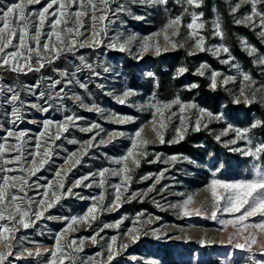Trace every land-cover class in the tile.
<instances>
[{
    "label": "rangeland",
    "instance_id": "rangeland-1",
    "mask_svg": "<svg viewBox=\"0 0 264 264\" xmlns=\"http://www.w3.org/2000/svg\"><path fill=\"white\" fill-rule=\"evenodd\" d=\"M221 1L229 17L231 35L224 30V20L220 10L212 5L206 12L203 0L199 8L187 6L184 0H168L167 5L149 3L148 0H115L111 4V9L115 11L123 5L124 10L116 12L115 15L109 13L111 22H106V34L101 36L103 40L101 45L94 48H80L74 55H61L54 63L46 65L39 72H33L31 76H27L30 73L27 75L15 73L18 77L9 79L4 74L8 70L0 69V82L13 84L19 90L22 85H33L37 81H43V86L37 91H46L50 82L47 78L60 79L59 73L53 69L67 70L69 73L75 71L74 65L80 63L77 56H84L93 66L92 70L82 67L76 76V80L87 85L86 89L80 88L76 80L67 87H65L66 81L62 82L54 91L65 87V92L61 94L65 96L63 101H50L53 107L47 113L25 108L22 112L23 118L14 126L16 131L27 132L26 150L35 151L36 137L43 131V120L63 122L67 115L81 117L76 126L61 133L60 140L53 138L49 141L48 146L52 148L53 155L40 171L29 177V183L32 185L31 188L26 189L29 197L37 200L41 198L40 193H43L44 189H37L36 185L51 183L52 188L49 189V193L53 190L61 193L60 182H63L66 191L78 178L85 175L90 178L81 186L73 188L74 195L62 196L45 212L44 218L35 221L28 229L19 228L16 236L23 238L21 242L23 247L34 253L39 248L42 255L30 257L25 252L19 259L15 255L9 256L5 264H45L49 259L48 250H55L57 234L66 237L61 240L65 250L71 251L66 245L72 240L77 242L74 248H82L71 253L75 257V264H257L258 261L264 264V256L259 255L261 248L264 247V233L252 229L246 230L243 236H248L251 232L256 237L257 243L252 246L251 251L238 249L235 245L243 244L245 240L232 224L222 226L207 218L210 213L196 215L191 212L190 215H185L180 208L189 196L193 198L189 209L201 207L202 202H211L209 186L212 179L225 182L251 179L254 172L253 165H264V154L256 160L234 150L251 147L244 140L231 143L236 136L234 129L248 128L260 119L253 112L234 114L224 104H219L216 110H212L202 97L193 91L192 85L195 84L186 82L174 84L184 74L178 71L180 68L185 69L182 66L171 70L170 90L160 93L157 90L156 76L146 68V65H140L147 56L182 50L190 57L194 74L206 79L211 89L212 73H218L217 87L224 88L234 105L256 103L264 106V64L257 63L259 58H264V35H261L264 30L259 26L258 17L255 18L256 27L244 21V17L251 12L253 2L256 3L258 11H264V0ZM12 2L14 0H0V7ZM47 3L48 0H41L38 4L26 5V11L37 13ZM185 7L189 8V13H203L204 27L197 30L196 38L204 37V51L197 48L194 39L188 35L191 30L186 25L191 21V15L184 12ZM233 8H236L235 12L232 11ZM177 15L182 16L184 26L179 28V35L175 36L174 29L167 28V35L171 37L172 43H166L163 30L169 19ZM216 22L220 24L222 37L214 35ZM48 30L45 27L44 31ZM41 39L43 40L44 37ZM244 42H247V47ZM113 43L116 45L115 48L110 47ZM145 43L150 45L147 51L143 50ZM156 44L160 47L159 54L155 49ZM120 45H124V51L119 50ZM223 47H227L229 52L217 53L216 49ZM250 49L255 50L251 55ZM229 57L230 61L224 63ZM202 65L206 66L203 75L200 74ZM105 68L108 71H105ZM93 72L99 75L93 76ZM245 73L252 78L253 83L250 85L243 81L242 74ZM228 77L233 79H227ZM226 79L227 83H225ZM241 88H244L250 102L246 103L245 96L240 95ZM126 90H132L135 94L128 96L125 103L121 104L118 97H122ZM22 95L31 102L44 103L36 101L32 96ZM75 95H79L81 100L70 98ZM177 98L184 104L196 105L195 108H186L183 113L186 117L183 125L186 129L184 137L198 132L196 122L199 119L201 123L199 131L210 136L216 145L220 159L218 163L212 162L209 148L203 142L198 143L197 147L200 150L194 156L168 153L164 150V147L180 141L175 133V129L181 126L179 105H172L171 109H162L165 115L169 112L177 113L170 122H167L166 129L159 128V116H153L155 108L152 105L170 104ZM82 104L89 106L94 104L101 111H88L81 106ZM201 108L214 115H221L222 118L217 120L207 115L201 116L199 112ZM124 117L129 119L117 122V118ZM11 119L10 106L0 104V135H3L6 129L13 128ZM93 123L99 127L92 132L80 130ZM154 128L163 132L165 143L161 144L158 141ZM140 129L143 130L140 139L150 141L147 146L140 145V150L147 155L137 156L134 150L133 157L122 163H116L128 153L135 133ZM49 131L55 134L57 128L53 125ZM92 136L96 137L93 141L94 146L88 147L87 142ZM249 136L253 140V145L259 143L264 140V127L251 130ZM71 139L77 140L78 143H69ZM101 140L105 143H99ZM16 142L14 138L9 140V143ZM40 151L42 152L43 149L41 148ZM71 152L77 153V158L81 160L79 165L72 166L75 158L65 164V157ZM173 156L176 157L175 160L172 159ZM39 159L37 157V163ZM133 159L140 161L139 167L132 163ZM124 164L131 169L130 172L112 174L113 170H119ZM12 166L17 169L19 167ZM103 168H108L110 171L105 174L103 178L105 183L101 186L99 184L101 178L93 174ZM58 170L63 173L60 177L55 175ZM214 171H216L215 177L212 175ZM9 175L25 176L26 173L17 170ZM125 175H130L131 180L121 186L123 198L118 202V207H109L116 195L113 185L121 184ZM149 187L153 189L151 192L147 191ZM125 188H127L126 192ZM217 192L223 194L225 190L218 188ZM101 193L104 196L103 201L92 199ZM134 193L140 195L133 198ZM54 199L55 197L50 196V200ZM94 203L100 205L95 213V220L89 218L88 222L72 224L70 230L64 231L69 221L62 220L61 217L82 216ZM32 207L35 209L36 205ZM43 207L46 205L41 206ZM220 218L231 219V216L222 214ZM251 219L258 221L261 218ZM3 223L7 221H0V224ZM129 229H133L134 232L126 235ZM130 235H136L138 239L133 241ZM92 237L96 238L95 243ZM33 241L36 243H32ZM12 243L15 244L12 251L20 252L21 243L16 241ZM110 244L113 251L118 253L111 260L108 259ZM123 245L126 247H121ZM0 251L4 249L0 248Z\"/></svg>",
    "mask_w": 264,
    "mask_h": 264
},
{
    "label": "snow or ice",
    "instance_id": "snow-or-ice-1",
    "mask_svg": "<svg viewBox=\"0 0 264 264\" xmlns=\"http://www.w3.org/2000/svg\"><path fill=\"white\" fill-rule=\"evenodd\" d=\"M40 2L41 0H14V2L0 7V69H7L12 73L27 75L30 72H39L46 65L54 63L61 55H74L80 48L97 47L103 43L101 36L102 34H106V22H111L109 13L112 12V14L115 15L116 12L124 10L123 5H120L115 11L111 9V4L114 3L115 0H48V3L37 13L26 11V5L38 4ZM148 2L167 5L168 0H148ZM184 3L191 8H199L201 6V0H184ZM237 7H239V5H237ZM232 11L235 12L236 8H233ZM184 12L189 13V8L185 7ZM189 14L191 15V21L187 23L186 27L191 31L188 35L194 39L196 47L204 51V37L200 36L198 39L196 38L198 35L197 30L204 27V23L202 22L203 13L191 12ZM257 17L259 18V26L264 30V11H258L256 3L253 2L251 5V12L244 17V21L250 22L253 27H256L257 21L255 18ZM181 26H184L181 15L169 19L168 24L163 30L166 43H172L171 37L167 35V28H173V35L175 36L179 35V28ZM45 27L49 29L47 32L44 31ZM214 35L220 37L223 35L220 30L219 22H216L214 25ZM261 35H264V31L261 32ZM42 37H44L43 40L41 39ZM244 44L245 47H247V42H244ZM173 46L175 47V44H173ZM110 47L115 48L116 45L113 43ZM149 47L150 45L145 43L143 50L147 51ZM155 49L159 54V44L155 45ZM119 50L124 51V45H120ZM216 51L217 53L220 51L228 53L229 49L223 47L222 49H216ZM254 51V49H250L249 54H253ZM76 58L80 63L79 65H74L75 71L71 73L67 70L61 71L59 69H53V71L59 73L60 79L47 78L50 82L47 84L46 91H37L43 86V81H37L33 85H22L19 90L17 86L13 84L0 82V104L10 106L11 123L13 125V128L6 129L4 134L0 135V221H7V223L0 224V248L4 249V251H0V264H5L9 256L15 255L16 258L19 259L25 252L30 257L34 255L37 257L41 256L42 253L39 248H37L34 253L23 247L21 243L23 238H17L16 236L19 228L28 229L35 221L44 218L45 212L51 209L62 196L67 197L74 195L73 188L81 186L85 180H89L90 178L88 175L78 178L71 187L66 189V191H64L65 185L63 182H60L59 186L62 190L61 193H57L54 190L49 193V189L52 188L51 183L36 185L37 189H44L43 193H40L41 198L37 200L33 197H29L26 191V189L32 187L29 183V177L34 176L36 172L40 171L53 155L52 148L48 146L49 141H52L53 138L54 140H60L61 133L67 132L72 126H76L81 117L67 115L63 122H55L47 119L43 120V131L36 137L34 145L35 151L26 150V146L28 145V140L26 139L28 135L27 132L16 131L14 128L16 122L23 118L22 112L25 108L35 109L41 113L49 112L53 107L50 101H63L65 96L61 94L65 92V87L71 85L73 80H76L77 73L81 71L82 67L92 70L93 66L85 60L84 56L81 55ZM230 59L229 57L224 63H228ZM257 63L264 64V58H259ZM35 65H38V67ZM205 67L204 65L201 66V75H203V69ZM105 71H108V69L105 68ZM178 71L183 73L186 69L180 68ZM92 74L93 76L99 75V73L96 72ZM217 75L218 73L216 72L212 73L211 87L213 89L217 87ZM242 76L243 81L248 82L249 85L253 83L250 75L245 73L242 74ZM227 79L233 78L228 77ZM227 79L225 83H227ZM65 81V87H60L58 91H54ZM76 82L79 84L80 88H87V85L83 82L79 80H76ZM196 86L197 85H192V87ZM99 87L102 88L103 85H99ZM259 90L260 89H258V91ZM22 94L32 96L36 101H43L44 103L40 104L26 100ZM134 94V91L126 90L122 97H118V100L123 104L128 96ZM240 95L245 96L246 103L250 102L245 95L244 88L240 89ZM253 95H255V93H253ZM70 98L76 101L81 100L79 95ZM237 102L239 101L237 100ZM172 105H179V111L181 113V115H179V120L181 126L175 129V133L179 140H183L184 132L186 131L183 127L186 119L183 113L186 108H195L196 105L184 104L179 98L174 99L170 104H153L152 107L155 108L153 116H159L158 123L160 129H166L167 122H170L172 117L177 115L176 112H169L168 115H165V112L162 110L171 109ZM81 106L87 108L88 111H101V109L94 104L91 106L82 104ZM199 112L201 116L207 115L209 118H215L217 120L222 118L221 115H214L211 112H206L203 108L199 109ZM5 115H8V113H5ZM127 119L129 118H117V122H123ZM53 125L57 128L55 134L49 131ZM200 126L201 123L198 119L196 122L197 131H199ZM204 126L206 127L207 125ZM98 127L99 125L93 123L80 130L92 132ZM258 127H264V121L257 120L248 128L234 129L236 136L231 143L235 144L237 140H244L247 145L251 146L246 149L234 150L240 151L245 156L259 160L260 156L264 154V140L253 145V140L249 136L251 130ZM142 131V129L137 130L128 153L120 160L116 161V163H122L127 161L130 157H133L134 150L137 156L147 155L146 152L140 150L141 144L147 146V144L150 143L147 139H140ZM154 131L156 132L158 141L161 144L165 143L163 132L155 128ZM12 138L17 142L9 143V140ZM95 140V136L90 137L87 142L88 147H93V141ZM68 142L71 144L78 143L75 139H71ZM99 143H105V141L101 140ZM41 148L43 149L42 152L40 151ZM28 157H31V159H28ZM37 157L40 158L38 163ZM73 159L74 165L72 166L81 163V160L77 158V153L71 152L65 157V164H68L69 161ZM172 159L175 160L176 157L173 156ZM132 163L139 167L140 161L138 159H133ZM12 165L19 167L17 169V167H13ZM253 168L254 172L251 179H244L236 182H225L215 178L212 179L209 186L212 197L211 202H202L201 207L189 209V205L193 202V198L189 196L184 200L183 204L180 205L181 211L185 215H190L191 212H194L196 215H207L210 213V215H207V218L212 219L222 226L232 224L242 236L243 233L249 229L264 233V165L254 164ZM17 170L26 173V175H9ZM109 171L108 168H103L99 170L98 173L93 174V176L98 175L101 178L99 180L101 186L105 183L103 178ZM130 171L131 169L128 165L124 164L119 170H113L112 174H118V172L128 173ZM62 174L63 173L59 170L55 173L57 177H60ZM212 175L215 177L216 171H214ZM128 180H131V176L125 175L121 184L113 185L116 195L109 207H118V202L123 198L121 195V186ZM84 186L90 187L91 185ZM218 188L224 189L225 192L223 194L218 193ZM152 190V187H149L147 191L151 192ZM124 191L126 192L127 188H125ZM19 193H23V195H19ZM146 194L147 193H144V195ZM137 195H140V193H134L132 197L135 198ZM50 196L55 197V199L50 200ZM92 199L103 201L104 196L101 193L98 197H93ZM32 205H36V208L34 209ZM43 205H46V207L41 208ZM99 207L100 205L98 203H94L82 216H73L71 218L61 217L62 220L69 221L64 231L67 232L70 230L72 224H78L81 221L88 222L89 218L95 220V213ZM222 214L230 215L231 219H221L220 215ZM254 217H260L261 219L258 221L251 219ZM47 218L51 219V217ZM118 226L119 225H117V227ZM133 232V229H129V233L126 235ZM62 239H66V237L62 234H57L55 250H48L49 259L45 264H66V262L75 264V257L71 253L72 251L82 250V248H74L73 246L76 245L77 242L72 240L66 245V248L71 251H67L64 246L61 245ZM130 239L135 241L138 239V236L130 235ZM229 239L231 241V237ZM243 239L245 243L236 244V248L251 251L252 246L257 243L256 237L251 232L248 236H243ZM92 240L93 243L96 242L95 237H92ZM113 240H115V238H113ZM12 241L21 243L20 252L14 253L12 251L15 247ZM32 243L36 242L33 241ZM121 247H126V245ZM108 252L110 253L108 256L109 260L113 259L114 256L118 254L113 251L111 244L108 247ZM259 255L264 256V247L261 248ZM257 264H261V262L258 261Z\"/></svg>",
    "mask_w": 264,
    "mask_h": 264
},
{
    "label": "trees",
    "instance_id": "trees-1",
    "mask_svg": "<svg viewBox=\"0 0 264 264\" xmlns=\"http://www.w3.org/2000/svg\"><path fill=\"white\" fill-rule=\"evenodd\" d=\"M215 5L222 14L224 20V30L228 35L232 34L231 24L229 22V17L226 13L225 8L221 0H203V6L206 12L209 11L210 7ZM190 57L186 55L182 50H176L173 52L163 53L156 56H147L140 65H146L153 74L156 76L157 80V90L158 92H168L172 83L170 82V72L177 66L185 67L186 71L179 80H176L174 84H180L186 82L189 84L197 85L194 87L193 91L202 97L204 102L212 109L216 110L219 104H224L227 106L234 114H248L253 112L258 119L264 121V106L261 104L252 103L250 105H245L244 103H239L234 105L228 93L224 88L216 87L211 89L208 86V82L202 76L194 74L193 66L189 61ZM147 62V63H146ZM44 72V71H43ZM9 79L18 77L15 73L7 71L4 73ZM34 74L30 72L31 76ZM199 142H203L209 148V154L213 163L219 162V154L216 150V145L212 138L202 131L194 132L188 134L183 140L179 142L164 147L168 153H184L190 156H194L196 152L200 149L197 147ZM224 162V161H222Z\"/></svg>",
    "mask_w": 264,
    "mask_h": 264
}]
</instances>
